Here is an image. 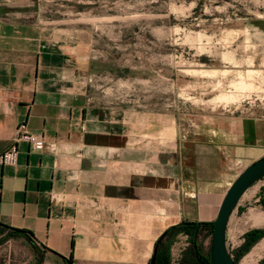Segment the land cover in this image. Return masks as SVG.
Instances as JSON below:
<instances>
[{"label":"crops","instance_id":"1","mask_svg":"<svg viewBox=\"0 0 264 264\" xmlns=\"http://www.w3.org/2000/svg\"><path fill=\"white\" fill-rule=\"evenodd\" d=\"M19 11L0 1V153L12 143L16 148L14 163H0V223L31 235L38 264H64V258L71 264H147L172 213L165 211V158L156 148H163V129L155 132V157H148L153 136L147 125L88 103L63 29ZM21 124L43 139L40 150L15 140ZM260 129L264 137V124ZM234 130V158L216 170L214 150L228 152L226 142L192 140V221H212L235 168L246 157L264 155V139L251 143L253 125L245 130L241 122ZM263 194L258 187L260 207ZM244 255L260 264L264 237Z\"/></svg>","mask_w":264,"mask_h":264},{"label":"rangeland","instance_id":"2","mask_svg":"<svg viewBox=\"0 0 264 264\" xmlns=\"http://www.w3.org/2000/svg\"><path fill=\"white\" fill-rule=\"evenodd\" d=\"M0 1H11L20 16L63 29L88 103L148 126L153 136L147 139L148 157H155L157 148L165 158L164 182L170 190L165 211L172 212L165 227L192 221L188 182L193 174L187 168L192 140L226 142L228 152L214 150L215 170L234 158L236 125L242 122L245 130L253 125L251 143L263 141L264 0ZM162 129L163 148L155 146V132ZM255 159L246 157L235 171ZM258 187H264V177L244 193L229 218V251L246 230L264 228ZM209 237L205 232L197 236L201 252ZM189 245L188 236H175L172 264L183 259ZM37 250L24 237L0 234V264H38ZM244 259L237 263L253 264Z\"/></svg>","mask_w":264,"mask_h":264},{"label":"trees","instance_id":"3","mask_svg":"<svg viewBox=\"0 0 264 264\" xmlns=\"http://www.w3.org/2000/svg\"><path fill=\"white\" fill-rule=\"evenodd\" d=\"M260 204L264 209V200L260 199ZM195 223L196 221H181L165 228L155 239L153 243L154 251L151 253L147 264H150L151 258L153 259V264H172L170 261L169 249L175 236L179 233L188 236L190 245L185 251L183 259L178 261L177 264H209L208 250L206 249L205 252H201V248L197 245L196 238L200 232L210 234L212 229L211 221L201 222L197 229L194 230ZM3 233L4 235H17L24 237L28 243L32 245L31 235L24 230L9 228L0 223V234L3 235ZM262 237H264V228H251L246 230L241 235L240 243L230 251L234 262L237 263L239 259ZM63 263L71 264L66 258L63 259ZM260 264H264V259L260 261Z\"/></svg>","mask_w":264,"mask_h":264},{"label":"water","instance_id":"4","mask_svg":"<svg viewBox=\"0 0 264 264\" xmlns=\"http://www.w3.org/2000/svg\"><path fill=\"white\" fill-rule=\"evenodd\" d=\"M263 177L264 155L245 165L225 189L215 217L211 221L212 229L207 247L209 264H238L234 262L229 251L228 221L243 194ZM200 223L199 221L195 223L194 230L197 229ZM153 251L152 247V253ZM150 264H153L152 258Z\"/></svg>","mask_w":264,"mask_h":264},{"label":"built area","instance_id":"5","mask_svg":"<svg viewBox=\"0 0 264 264\" xmlns=\"http://www.w3.org/2000/svg\"><path fill=\"white\" fill-rule=\"evenodd\" d=\"M15 140H24L29 146L35 150H40L43 147V139L34 134L28 133L25 131L24 124L19 125L17 128V133ZM16 156V148L14 143H12L8 148L3 150L0 153V163L2 164H11L14 163Z\"/></svg>","mask_w":264,"mask_h":264},{"label":"bare ground","instance_id":"6","mask_svg":"<svg viewBox=\"0 0 264 264\" xmlns=\"http://www.w3.org/2000/svg\"><path fill=\"white\" fill-rule=\"evenodd\" d=\"M243 196H244V194H243ZM243 196H242V197H243ZM242 197H241V198H242Z\"/></svg>","mask_w":264,"mask_h":264}]
</instances>
